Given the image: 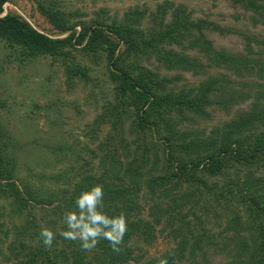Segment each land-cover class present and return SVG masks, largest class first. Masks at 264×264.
<instances>
[{
	"label": "trees",
	"instance_id": "trees-1",
	"mask_svg": "<svg viewBox=\"0 0 264 264\" xmlns=\"http://www.w3.org/2000/svg\"><path fill=\"white\" fill-rule=\"evenodd\" d=\"M19 1L34 4L52 32L36 29L18 13L0 17V41L16 52L18 63L47 59L61 67L66 82L88 83L84 62H102L109 97L83 130H70L64 142L52 148L64 173L49 175L48 183L60 182L65 175L60 198L43 185L46 174L37 177V186L16 175L13 142L0 120V198L10 200L12 214L27 212L22 225L12 232L13 242L7 234L0 238L4 263L54 264L60 257L71 264H91L92 260L121 264L129 259L126 249L131 237L150 242L156 233L165 234L174 247L140 264H159L160 259L168 264H195L210 248L219 250L214 234L221 237L230 232L237 254L230 264H244L239 258L249 248L247 240L252 247L246 264H264V104L254 102L229 123L206 129L192 123L208 120L205 109L223 110L240 96L224 93L221 82L212 79L184 89L172 85L180 79L178 75H159L160 70L203 74L197 58L185 51L205 55L208 63L231 69L236 76L248 74L253 66L264 74V63L250 57L254 53L250 41H263L242 35L243 56L215 51L207 33L226 30L193 18L185 6L170 2L155 5L150 12L129 7L120 17L96 14L84 21L79 19L83 14L66 13L50 0ZM12 2L0 0V12L4 3ZM230 2L255 16L264 34V0ZM145 18L150 21L143 26ZM174 44L184 49H164ZM149 59L156 62L153 67L140 65ZM218 95L220 101L211 99ZM93 185L103 186V210L109 217L126 216L128 232L121 251L114 252L107 240H101L90 258L79 241L58 247L59 232L55 248H46L39 239L43 227L34 224L31 208L51 207L55 219L44 224L53 231L50 224L55 220L63 224L64 213L75 210L76 197Z\"/></svg>",
	"mask_w": 264,
	"mask_h": 264
},
{
	"label": "rangeland",
	"instance_id": "rangeland-1",
	"mask_svg": "<svg viewBox=\"0 0 264 264\" xmlns=\"http://www.w3.org/2000/svg\"><path fill=\"white\" fill-rule=\"evenodd\" d=\"M48 1L49 0H43ZM60 10L66 13L83 14L79 19L89 21L96 14L105 17H118L129 7L146 8L148 12L153 11L154 6L165 2L185 6L193 18H202L225 29V33L208 32L206 38L211 42L215 51H223L231 56L245 55L244 40L242 35L250 38L256 37L263 43L255 44L250 41L254 53L250 56L252 60H259L264 63V34L263 25L250 12L232 5L230 0H50ZM10 4V3H9ZM10 12L18 13L31 23L38 30L46 33L52 32L50 27L42 20L35 10V5L13 0L10 4ZM148 17V16H147ZM150 19L145 18L143 26ZM164 49H171L181 52L184 49L174 45L165 46ZM256 52H259L257 54ZM190 57L197 58L203 66V74L196 76L188 72L176 73L160 70L159 75L172 77L178 75L180 79L173 83L177 88H195L199 83L209 80L221 82L224 93H231L240 96L235 104L226 106L223 110L215 107L205 109L208 113V120L199 121L197 124L208 129L213 125L229 123L236 118L240 111L250 109L252 103L264 104V74L255 71L251 67L248 74H233L231 69H225L208 63L205 55L196 51H185ZM147 64L153 67L156 62L149 59L148 63L141 61L140 65ZM89 69L88 75L91 81L84 83L76 79L66 82L65 74L57 64L50 65L47 59L36 58L18 63L16 52L6 48L0 41V120L5 126V131L11 137L14 148L11 149L12 156L16 160V175L28 178L32 183L38 182L37 177L47 176L43 179V185L57 193L60 198L62 193L61 181L65 175L59 178L60 182L48 183L49 175L63 172L62 163L54 159L51 151L53 146H58L69 136L70 130L81 131L85 125L99 113L105 99L109 96V86L104 74V64L100 62L93 65L88 61L84 62ZM220 91L214 93L219 94ZM212 100L220 101L218 95ZM174 114H172L173 116ZM68 139V138H67ZM82 141H86L82 139ZM10 152V153H11ZM72 166V163H71ZM36 181H34L33 180ZM42 179V180H43ZM70 185L72 182L69 183ZM37 186V184H36ZM12 205L10 200L0 198V238H6L13 242L12 232L16 227L22 225L27 212L20 216L11 213ZM51 207H34L31 213L35 218V225L39 228H46L45 221H53L55 217L50 212ZM244 217V214L241 215ZM50 224L53 231L62 232L66 225L59 220ZM217 230V229H216ZM214 230V231H216ZM244 234V232H243ZM60 235V234H59ZM214 241L218 242V249L210 248L203 257H199L195 264H230L235 259L233 244L236 240L232 233H222L221 237L214 234ZM61 236V235H60ZM150 242H143L138 237H131L128 240L127 249L129 259L121 264H140L151 262V259L159 258L162 254L174 247L172 241L164 238L165 234H156ZM57 242L62 247L69 240L62 236ZM249 248L245 253H250L252 242H245ZM230 247V248H229ZM4 250V246H2ZM55 247L48 248L53 250ZM226 249V250H225ZM219 251H222L221 253ZM6 253V252H5ZM91 258V252H86ZM246 254L239 260L246 264ZM248 255V254H247ZM43 262L45 258H42ZM54 264H71V261H63L55 258ZM0 264H5L0 258ZM91 264H101L100 261H91Z\"/></svg>",
	"mask_w": 264,
	"mask_h": 264
},
{
	"label": "clouds",
	"instance_id": "clouds-1",
	"mask_svg": "<svg viewBox=\"0 0 264 264\" xmlns=\"http://www.w3.org/2000/svg\"><path fill=\"white\" fill-rule=\"evenodd\" d=\"M64 36L63 34L58 37ZM103 209L104 190L102 185H93L90 189L82 191L75 199V210L64 213L63 221L66 230L59 234L65 240L79 241L81 249L85 252H91L101 240H107L114 252H120V246L124 243V236L128 232V221L124 213L109 217ZM55 236L56 233L51 229L43 228L40 231L39 239L46 248H51ZM159 264H168V261L160 259Z\"/></svg>",
	"mask_w": 264,
	"mask_h": 264
},
{
	"label": "built area",
	"instance_id": "built-area-1",
	"mask_svg": "<svg viewBox=\"0 0 264 264\" xmlns=\"http://www.w3.org/2000/svg\"><path fill=\"white\" fill-rule=\"evenodd\" d=\"M9 10H10V5L8 3L3 4L2 12H1L0 16H4L7 13V11H9Z\"/></svg>",
	"mask_w": 264,
	"mask_h": 264
}]
</instances>
